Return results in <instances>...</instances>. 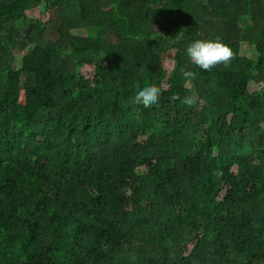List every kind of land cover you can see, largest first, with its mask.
Wrapping results in <instances>:
<instances>
[{"label": "trees", "instance_id": "trees-1", "mask_svg": "<svg viewBox=\"0 0 264 264\" xmlns=\"http://www.w3.org/2000/svg\"><path fill=\"white\" fill-rule=\"evenodd\" d=\"M0 264H264V0H0Z\"/></svg>", "mask_w": 264, "mask_h": 264}, {"label": "clouds", "instance_id": "clouds-1", "mask_svg": "<svg viewBox=\"0 0 264 264\" xmlns=\"http://www.w3.org/2000/svg\"><path fill=\"white\" fill-rule=\"evenodd\" d=\"M184 29L180 30V35H183ZM186 54L195 66L200 69L210 71L212 68L223 65L225 68L230 67L231 62L235 59L233 49L226 44L220 36L214 39H198L190 43L186 48ZM180 73L187 83L197 78V73L191 70H186L183 66L180 67ZM161 88L155 84L147 85L138 90L134 102L142 104L145 108H150L159 102ZM173 100L179 99L182 104L189 107L197 104L195 95H185L183 98L178 93L173 94Z\"/></svg>", "mask_w": 264, "mask_h": 264}, {"label": "rangeland", "instance_id": "rangeland-1", "mask_svg": "<svg viewBox=\"0 0 264 264\" xmlns=\"http://www.w3.org/2000/svg\"><path fill=\"white\" fill-rule=\"evenodd\" d=\"M73 34L74 35H79V36H86L88 33L86 30H76V31H73ZM48 39L51 40V41H54L57 39V35H56V32L51 29L49 32H48ZM20 48L19 47H16L13 49V53L15 55H18L20 53ZM175 51L173 50V53ZM241 52L243 55L245 56H248V57H252L254 59H257L258 56H259V53H258V50L256 48L255 45H252L251 43L249 42H242V49H241ZM166 66L168 68V70L170 71L173 66H174V60H173V57L171 55H167L166 56ZM83 74L86 75V76H91L92 73H93V69L90 68V67H84L83 70H82ZM263 84L262 83H259V82H255V81H250V90L251 91H258L262 88Z\"/></svg>", "mask_w": 264, "mask_h": 264}, {"label": "crops", "instance_id": "crops-1", "mask_svg": "<svg viewBox=\"0 0 264 264\" xmlns=\"http://www.w3.org/2000/svg\"><path fill=\"white\" fill-rule=\"evenodd\" d=\"M81 30H85V29H81Z\"/></svg>", "mask_w": 264, "mask_h": 264}]
</instances>
